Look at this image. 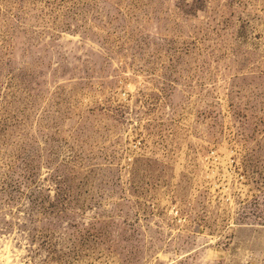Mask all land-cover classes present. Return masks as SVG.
Here are the masks:
<instances>
[{"label":"rangeland","instance_id":"1","mask_svg":"<svg viewBox=\"0 0 264 264\" xmlns=\"http://www.w3.org/2000/svg\"><path fill=\"white\" fill-rule=\"evenodd\" d=\"M0 264H264V0H0Z\"/></svg>","mask_w":264,"mask_h":264}]
</instances>
